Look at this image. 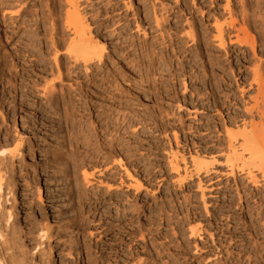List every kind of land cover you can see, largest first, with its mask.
<instances>
[{
    "label": "rangeland",
    "instance_id": "1",
    "mask_svg": "<svg viewBox=\"0 0 264 264\" xmlns=\"http://www.w3.org/2000/svg\"><path fill=\"white\" fill-rule=\"evenodd\" d=\"M34 1L39 4L40 0ZM41 1L43 7L36 8L40 14L48 10L45 0ZM78 2L93 36L105 41L110 61L106 70H116L130 94L139 90V99L126 97L128 109L156 116L166 108L153 126H138L147 136L140 134L142 143H151L149 159L162 167L127 164L133 179L121 167L108 171L95 163L78 167L71 178L54 173L51 146L61 147L66 156L76 150V124L86 125L94 117L89 110H94L96 90L103 92L97 88L102 75L95 77L92 71L86 76L83 66L58 58L71 70L57 82L54 58L47 50L50 20L37 21V12L12 20L9 12L2 16L0 7V151H13L17 140L25 136L34 139L35 145L33 154L23 145L22 156L12 166L6 161L1 173L3 190L14 186L16 201L14 206L8 195L0 211L5 215L10 208V213L16 210L7 226L0 227V259L10 264H264V183L254 188L239 174L226 175V168L217 163L225 156L222 122L235 113L237 130H241L243 120L258 124L264 109V0ZM230 22L233 28L227 27ZM216 25L224 28L225 44L220 48L213 39ZM189 27L193 34L187 35ZM63 32L61 38L66 41L70 33ZM243 33L254 39L253 46L236 43V36L242 38ZM131 43L141 49L134 61L127 53ZM254 75L261 80L260 91ZM147 80L157 85L154 100L159 105H153L152 96L142 89ZM50 85L52 97L47 101L41 92ZM172 130L179 138L177 147ZM185 144L192 154L203 151L217 161L210 167L215 173L198 178L201 189L194 176L176 184L175 173L166 166V154L176 150L178 162L181 154L189 162ZM67 167L71 165L61 168L67 171ZM136 178L141 183L138 190L132 185ZM193 227L198 234L189 237Z\"/></svg>",
    "mask_w": 264,
    "mask_h": 264
},
{
    "label": "bare ground",
    "instance_id": "2",
    "mask_svg": "<svg viewBox=\"0 0 264 264\" xmlns=\"http://www.w3.org/2000/svg\"><path fill=\"white\" fill-rule=\"evenodd\" d=\"M31 2H33V4H30ZM79 2H78V0H45L44 6L47 7L48 10L45 11L44 13L41 12V14H40L39 12L36 11V8H37V6H38V8L41 6L43 7V3L41 0L39 1L40 6L34 0H0V7L2 8L1 9L2 16H4L5 13L9 12L8 14L11 13L9 15V17L13 20L14 18H16L18 16H22V15L27 16L30 12H33V13L37 12V13H34L35 17H37V21H45L46 19L50 20L51 29H50V33H49V39H48L49 40V43H48L49 47L47 50H48L49 54L51 53V55L54 58V64H55L54 67L56 69V72H55L56 75L54 72H53V75L56 76L55 78H56L57 82L61 83L63 75H65L63 73L71 70V68L69 69L67 67V65H68L67 62H66L67 65L64 64L65 61L72 62L75 66L76 65L77 66L78 65L83 66V70H84L86 76H88L92 71H94L95 77L102 75V77L100 79L101 85H98L97 88L101 89V90L103 88V92H101L100 90H99V92H97V90H96V93L94 95L95 101L93 100L94 102L92 105L94 110H91L89 108L90 109L89 112L91 111L92 112L91 114L94 115V117L93 116L90 117L88 120V124H86V125L85 124L83 125L82 122H81L82 124L81 123L76 124V141H75L76 142V150L74 149V151L71 152L70 156H66L61 147H56L57 145L55 146V144H52V146L49 144L45 145V147H50V146L54 147L53 149L52 148L50 149L51 151L49 153V154H51V158L54 160V162H53L54 168H52L51 170H53L54 173H61L62 172V174H65L67 176V178H71L73 175H75L76 169L78 167H86L88 164L89 165L93 164V166H94V163H95L97 165L100 164L99 167H105V170H108V171H110L114 167H121V168L125 169L123 171L125 173V175L130 178L132 174L131 175L129 174L130 172L127 169V167H128L127 164H130L129 165L130 167H162V166L157 165V162L154 163L153 160L149 159L150 157H149L148 153L151 151V147H150L151 143L148 142L147 145L142 143L141 140H143V139L140 138V134H142V131L139 130L140 127H138V126H140V125L143 126L145 124L147 125V127H148V125L153 126V124H156L154 121L158 117H161L162 114H164V111L166 110V108L164 107V111H162V112H161V110L163 108L162 109L159 108L161 110L158 114H156V116L150 112H149V114H147V116H143L144 114H141L140 113L141 111L140 112L138 110L133 111L132 108H130V110L128 109V107H127L128 100L126 99V97H128V98L130 97V96H128L130 94V92L126 91L127 88H123V86H122L123 84L121 85L120 80H118L119 77L117 76L116 70H113V71L110 69L106 70V68H108L110 66L109 65L110 61L109 62L107 61L108 54L106 53L107 49L105 48V45H104L105 41L103 42L100 39L98 40L97 36H96L97 39L93 36L94 35L93 32L90 31V24H88V22H87L86 12L80 11V8L78 6ZM63 3H65V4H63ZM63 5L65 6V8L63 7ZM62 7L64 9L63 11H62ZM12 8H16V9L10 10ZM33 8H35V9H33ZM215 22H216V20H215ZM233 26H234L233 22H230L227 24L228 28H233ZM65 29L67 30V32L70 33V36H67L65 38V40L68 38L66 41L63 40L64 38L63 39L61 38L62 34H64V32L62 33V31ZM223 29L224 28H222L221 25H216L215 34L213 35V39L215 40V43L217 44L215 46H219V48L223 47L225 44L224 37H223L224 36L223 35L224 30ZM54 31L56 32V34L53 33ZM190 31L188 32L187 35H189V33L193 34V32H192L193 30H191V28H190ZM192 34H190V36H192ZM55 35H56V37H58L57 39H56ZM168 37H169L170 41L172 42L173 40H171V37L170 36H168ZM229 40H230V38H229ZM174 43L171 44L172 50L176 49L174 47V45H175ZM236 43H243L246 45H250V46L252 45L253 46L254 39L252 37H248L246 33H243L242 38H239L238 36H236ZM139 49H140L139 46L136 45L135 43L129 44L128 49H127V53H131L129 55V57L133 58L132 61L137 59V56L136 57H134V56L136 55L135 53ZM158 54H159V52H158ZM158 54H156V55H158ZM58 58H62L65 61L60 59L61 62L63 61V63L60 64ZM162 58H163V56H162ZM57 61L59 62V64ZM69 65H71V64H69ZM17 66H13V68L15 69ZM22 70L23 71H21V72H24V69H22ZM254 74L257 75L256 73H254ZM147 75H146V77H147ZM255 75L253 76V78H254L253 80H254V83H256V85L258 86L257 90L260 91L261 90L260 89L261 80L259 77H255ZM144 80H145V77H144ZM157 80H156V82H157ZM156 82H154V83H156ZM50 83H51V81H50ZM145 83L146 84L145 85L143 84L144 87L142 89L147 91V95L150 94L152 96L153 100L151 99L152 100L151 102H154L153 103V105H154L157 103V101H156L157 99L154 100V98H156V94L154 93V91H155V89H157L156 88L157 85L154 84L155 86H152L151 82H149L148 80L145 81ZM35 85H37V84H35ZM53 85L52 86L50 85V88H49V86H48V88H46L47 86L45 85L46 87L44 86L45 89L44 90L42 89L43 90L41 92L42 94L40 93L41 96L47 101L51 100L50 98L52 97V92L50 90H53L52 89ZM139 89L141 90V88H139ZM134 90H135V93H133L134 92L133 91L132 92L133 94L131 93L130 95H133L137 99H139L138 88H137L138 91L136 90V88ZM136 91L138 92L137 94H136ZM157 91H156V93H157ZM141 95L142 94H140V96ZM162 96H163V94H162ZM158 97H160V96H158ZM132 98H134V97H132ZM148 98H149V96H148ZM93 99H94V97H93ZM123 99H126V101ZM160 99L162 101V98H160ZM32 100H33V98H32ZM28 102H32V104H35V105L37 104V103H35L36 101L29 100ZM158 103H160V102H158ZM156 105H159V104H156ZM214 105H215L214 107H216L217 103L215 102ZM161 106H162V104H161ZM152 108L154 109V107H152ZM228 110L229 109L227 108V111ZM154 111H156V110H154ZM157 111H158V109H157ZM144 113H146V112H144ZM247 113H248V111H247ZM259 113H260V117H259L260 121L258 124H255L250 118H247L248 117L247 116L246 119H249L252 122H250V121L245 122V120H243L242 121V128L240 127L241 130H237L238 125H237V121H235V119H239V117L236 118L237 115L235 113H231L230 115L228 114L229 118L225 122H222L223 127L221 125V128H224L223 133H224V137H225L224 139L226 141V143H225L226 146L223 147L224 148L223 150L225 151V156L223 159L224 161L222 163L220 160H219L220 163L217 162L214 159V157L208 156L203 151H201V153H199L197 150L196 151L193 150L194 154H192L191 147L188 144H185L186 145L185 149H187V151H188L187 155H189V157H190V158H188L189 162L186 161V158H185L186 155H184V154H181L179 156L181 161L178 162L177 161V150L175 151V153L170 152L171 155H169L167 153L168 151H165L167 153V154L166 153L165 154L167 156H169V158L166 157L167 158V161H166L167 165L166 166H168L169 169L175 173L174 175H176V179L174 178V182L176 184H181V183L186 182L187 179H191L192 176H194L198 180L196 187L198 189H201L200 179H198V178H200V176H202V175H203V177H206L210 173L214 172V170L211 169L210 167H212L214 165V162L215 163L217 162L218 164H221L222 166H224L226 168L227 172H225V173L229 177H235L236 174H239L238 176H242V178L247 180V182L249 184H251V186L254 188H257L258 186H260L261 182L264 183V128H262L264 126V120H263L264 119V109ZM165 117H167V116H165ZM243 117H244V115H243ZM241 119H242V117H241ZM243 119H245V118H243ZM79 122L80 121L78 120V123ZM156 122H158V121H156ZM240 122H241V120H240ZM157 126L154 127L155 132H156ZM259 126H260V129L262 128V130H259ZM234 127L236 128L237 131L235 130ZM159 128H160V126H159ZM163 130L164 131L162 132V134H164V136L167 140L166 142L169 146V149H170L169 151H172L173 149L171 148L172 146L170 147V139L168 138L166 130L165 129H163ZM160 131H161V129H160ZM172 131H173L172 137H173V140L175 142V146L176 145L179 146L180 143L178 140L179 139L178 135L175 132V130H172ZM144 136H145V134H144ZM20 137H22V135H20ZM145 137L147 138V136H145ZM33 141H34V139H32L31 137L25 136V137H22V138L17 140V144L15 145L13 151H8V152L5 150L0 151V205H1L2 200L7 201L6 199H7L8 195L11 197V200L13 201L14 206H15V201H16V198H15V190L16 189L14 186L13 187L11 186L12 188L9 186H5L7 191H5V189L3 190V188H4L3 187V182H4L3 179L4 178H3V174H1V173L4 171L3 168L5 169V166H4L5 162L10 161V165L12 166L14 159L15 158L18 159L22 156L23 151H21L22 150L21 148L23 145H26L29 148V150L31 151V153L33 154L34 149H35V145H34ZM145 141H147V140H145ZM185 142H186V138H185ZM191 144H192V147L195 145L194 142H192ZM145 146H148V147L145 148ZM221 146L222 145L220 143V147H219L220 149H222ZM41 147H44V146L42 145ZM78 149L79 150L82 149L81 152L78 151ZM163 149H165V148H163ZM144 150H146V153H143ZM184 151L185 150L182 149V152H184ZM84 152H85V155H84ZM219 152H221V151H219ZM178 153H180V152H178ZM137 155L139 156L138 158H137ZM89 158H90V161L88 160ZM207 158H209V159H207ZM71 159L74 161L73 165L71 164ZM54 163H56V164H54ZM59 163H61L60 164L61 166L59 165ZM62 163H64V164H62ZM179 163H181L182 168H179L180 167ZM7 164L9 165V162ZM65 164L67 166H68V164L71 165V167H67V169H68L67 171L62 170V168H61ZM180 169L182 171V174L180 172ZM258 174L260 175L261 180H259V178L257 177ZM133 177L135 178V176H133ZM84 178L86 179V175H84ZM136 180H134L135 182L133 181L134 184H132V183L131 184L133 185V187L136 190H138L140 188L141 183L140 184L138 183L139 179L136 178ZM119 182H121V181L119 180ZM209 184H211V183H209ZM129 186L131 187V185H129ZM3 192H5V193H3ZM37 192L39 194L38 198L40 199L42 197V194H41V189L39 187H37ZM251 193H252V196H254V197H255V195H257L256 192L252 191ZM237 196H239V192H237ZM203 197H204L203 192H200V199L202 200ZM239 198H240V196H239ZM14 206L12 204L13 209L15 208ZM14 210H16V209H14ZM14 210H12V213ZM6 212H7V214H5V215H7V216H5L2 211H0V227L3 225L6 227L7 226L6 224H8L10 222V219L12 217L11 216L12 213H10L11 208H10L9 212L8 211H6ZM195 228L194 227L192 229L190 228L189 237H194L198 234L197 229H195ZM43 229L45 230V232L47 231V229H45V227ZM40 231L42 234V230H40ZM45 232L42 235H45ZM138 232H140V231H138ZM47 233H48V231H47ZM141 233L142 232H140V234ZM141 236H142V234H141ZM143 236H144V234H143ZM0 237L3 238V236L1 234H0ZM48 252L50 254L51 249ZM49 254H47V255H49ZM13 260L14 259H11V261H13ZM7 263L8 262L5 263V259H0V264H7ZM12 263L13 262H11V264ZM8 264H10V261ZM236 264H242V263L237 262Z\"/></svg>",
    "mask_w": 264,
    "mask_h": 264
}]
</instances>
